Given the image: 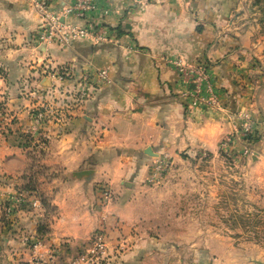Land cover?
<instances>
[{
  "label": "crops",
  "instance_id": "obj_1",
  "mask_svg": "<svg viewBox=\"0 0 264 264\" xmlns=\"http://www.w3.org/2000/svg\"><path fill=\"white\" fill-rule=\"evenodd\" d=\"M70 1L51 0V9ZM100 6L109 13L65 20L101 28L107 37L61 45L38 39L42 16L31 0H0V264H72L95 233L109 247L102 264H172L153 227L160 168L226 156L220 142L237 129L239 110L263 133L251 144L250 161H264V52L236 24L235 0H100ZM167 59L205 66L220 107L192 105L193 84L180 81ZM62 67L72 76L58 81L49 71ZM99 67L108 80L91 73L85 98L65 118L44 124L45 144L35 149L30 110L48 101L50 89L75 90L83 72ZM16 186L33 192L20 206L6 200ZM104 187L111 193L106 204ZM216 238L212 230L196 232L198 264L216 254L199 240Z\"/></svg>",
  "mask_w": 264,
  "mask_h": 264
},
{
  "label": "rangeland",
  "instance_id": "obj_2",
  "mask_svg": "<svg viewBox=\"0 0 264 264\" xmlns=\"http://www.w3.org/2000/svg\"><path fill=\"white\" fill-rule=\"evenodd\" d=\"M235 8L236 24L264 52V0H235ZM247 159L202 155L160 168L153 185L160 205L152 214L157 220L153 227L163 236L166 262H201L196 232L212 230L220 238L199 240L216 251L205 255L203 264H264V161ZM197 216L205 221L198 222ZM182 230L188 233L182 235Z\"/></svg>",
  "mask_w": 264,
  "mask_h": 264
},
{
  "label": "built area",
  "instance_id": "obj_3",
  "mask_svg": "<svg viewBox=\"0 0 264 264\" xmlns=\"http://www.w3.org/2000/svg\"><path fill=\"white\" fill-rule=\"evenodd\" d=\"M35 9L42 16L41 31L38 35L40 41L55 42L61 45H68L76 39H89L93 42H99L107 37V33L103 29L95 32L94 29L84 25L65 20V17H74L81 20L93 13L95 10L99 14L106 15L110 9L108 7H101L100 0H72L65 4L60 10L51 9V0H31ZM167 61L174 67L178 74V79L182 82L192 83L193 88L190 93L192 97V105L202 103L212 107H220L218 96L213 92V88L208 80V74L205 66L195 63L183 62L180 59H167ZM49 73L54 75L58 81H65L72 76V70L67 67H62L55 70H50ZM91 73L96 75V80H108V71L104 67L91 69L83 72L79 81L77 89H69L62 87L63 92L55 94L53 90L49 92V99L41 105L34 107L29 112L30 123L27 128L28 135L31 139L33 147L38 149L45 144L44 137L41 136V131L44 124L48 121H59L68 116L69 110L85 98V90L83 84L87 83L91 78ZM204 90L207 92L203 94ZM251 99V95L247 96ZM237 115L240 118L239 125L234 132L224 136L220 142V150L228 157L246 156L249 157L254 153L251 144L253 133L255 130V121L253 117L246 110H239ZM240 143L239 150L234 151V146ZM234 153V154H233ZM33 192L24 188L16 186L12 193L7 196V202H11L15 206H20L22 202ZM111 197V193L107 188H102L101 201L106 204ZM37 203V199L33 200ZM109 247L101 233H95L88 239L84 248L78 254L76 263L88 264H102L107 259Z\"/></svg>",
  "mask_w": 264,
  "mask_h": 264
},
{
  "label": "trees",
  "instance_id": "obj_4",
  "mask_svg": "<svg viewBox=\"0 0 264 264\" xmlns=\"http://www.w3.org/2000/svg\"><path fill=\"white\" fill-rule=\"evenodd\" d=\"M263 17H264V13H263ZM259 138V132L257 129L254 130V133H253V137L251 138L252 139V142L258 140Z\"/></svg>",
  "mask_w": 264,
  "mask_h": 264
}]
</instances>
